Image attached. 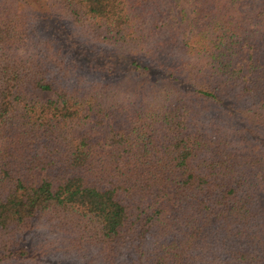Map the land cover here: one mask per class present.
<instances>
[{
	"label": "trees",
	"instance_id": "16d2710c",
	"mask_svg": "<svg viewBox=\"0 0 264 264\" xmlns=\"http://www.w3.org/2000/svg\"><path fill=\"white\" fill-rule=\"evenodd\" d=\"M261 189L264 0H0V264H264Z\"/></svg>",
	"mask_w": 264,
	"mask_h": 264
},
{
	"label": "rangeland",
	"instance_id": "374dc122",
	"mask_svg": "<svg viewBox=\"0 0 264 264\" xmlns=\"http://www.w3.org/2000/svg\"><path fill=\"white\" fill-rule=\"evenodd\" d=\"M35 1H37V2L40 3V0H35ZM35 95H37L39 97H42V98H45V97L49 96L50 93L49 92L39 91L38 90V91L35 92ZM42 176H43V173H38L36 175V180L39 181L42 178ZM259 199H260V204L264 207V189H261L260 190V192H259Z\"/></svg>",
	"mask_w": 264,
	"mask_h": 264
}]
</instances>
